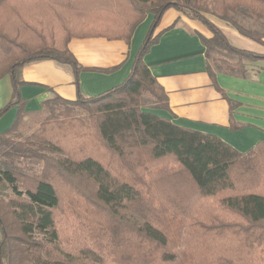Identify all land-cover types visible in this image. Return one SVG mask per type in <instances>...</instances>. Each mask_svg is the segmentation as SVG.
<instances>
[{
	"label": "trees",
	"instance_id": "1",
	"mask_svg": "<svg viewBox=\"0 0 264 264\" xmlns=\"http://www.w3.org/2000/svg\"><path fill=\"white\" fill-rule=\"evenodd\" d=\"M169 8L211 33L202 39L207 59L213 51L238 57L217 61L226 71L264 59L234 48L201 15L264 45L263 0H0V80L11 86L0 118L16 109L0 134V264H264V142L241 153L151 112L169 111L143 63ZM147 15L152 23L125 81L83 97L68 41L129 44ZM43 61L70 69L77 97L45 100L37 128L22 137L21 71ZM206 71L215 85L209 64ZM23 161L38 170L24 173L15 166ZM72 201L84 226L67 241L58 225Z\"/></svg>",
	"mask_w": 264,
	"mask_h": 264
},
{
	"label": "crops",
	"instance_id": "2",
	"mask_svg": "<svg viewBox=\"0 0 264 264\" xmlns=\"http://www.w3.org/2000/svg\"><path fill=\"white\" fill-rule=\"evenodd\" d=\"M209 18L234 48L264 55V45L244 38L213 15ZM152 19V15L145 17L129 44L103 37L68 41L67 49L82 69L78 90L83 97H94L125 81ZM152 37L157 41L143 57V63L163 89L169 110H152L153 114L178 126L214 135L241 153L264 142V59L242 61V70L235 74L221 64L211 65L202 43V39L212 37L211 33L174 8L163 13ZM207 64L215 85L206 71ZM21 77L25 85L20 95L26 101L27 114L39 113L42 103L52 95L68 101L77 97L70 69L56 62L29 64L22 69ZM5 78L0 80V108L11 96L10 82ZM15 116L16 109L12 108L0 118V134L12 125Z\"/></svg>",
	"mask_w": 264,
	"mask_h": 264
},
{
	"label": "rangeland",
	"instance_id": "3",
	"mask_svg": "<svg viewBox=\"0 0 264 264\" xmlns=\"http://www.w3.org/2000/svg\"><path fill=\"white\" fill-rule=\"evenodd\" d=\"M201 15L205 20H207L212 25H214L209 18L211 16V14L201 13ZM194 21H196V20H194ZM196 22L198 24H200L204 29L208 30L200 22H198V21H196ZM258 56H264V55H258ZM237 59H238V57L235 58V56L229 55L225 52H222L221 55L210 53L209 62L211 65H214L215 63H218L220 60L232 63L233 61H236ZM254 60H257V59H253L252 61H254ZM242 61H245V60L243 59ZM5 79H6V81H8V77H6ZM42 115H43L42 113L27 114L23 118V126L20 128L19 134L22 137L28 136L34 129L37 128L36 121H37V119L39 120V118H41ZM4 160H6V159L0 156V161H4ZM15 166L19 167L20 169H22V171L24 173H27V174H32L38 170V166L34 165L30 161H23V162H20L17 164L15 163ZM72 209L74 211H72ZM80 210L82 211V209H80L79 205L73 201L70 204V206L64 207V209H63V211L65 212V216H64L63 220L60 222V224L58 225V227H59V230L61 232V236L63 238H65L67 241H73V239L77 237L76 234H83V232L80 229H81V225L84 223V219L75 215ZM221 214L225 217H228V218L233 217L231 213L226 212V211H222ZM83 226L84 225H82V227Z\"/></svg>",
	"mask_w": 264,
	"mask_h": 264
}]
</instances>
